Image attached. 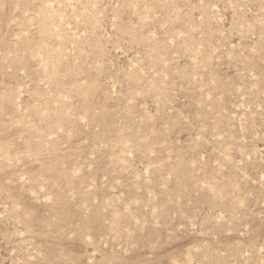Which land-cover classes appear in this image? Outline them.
I'll list each match as a JSON object with an SVG mask.
<instances>
[{
    "label": "rangeland",
    "instance_id": "1",
    "mask_svg": "<svg viewBox=\"0 0 264 264\" xmlns=\"http://www.w3.org/2000/svg\"><path fill=\"white\" fill-rule=\"evenodd\" d=\"M0 264H264V0H0Z\"/></svg>",
    "mask_w": 264,
    "mask_h": 264
}]
</instances>
